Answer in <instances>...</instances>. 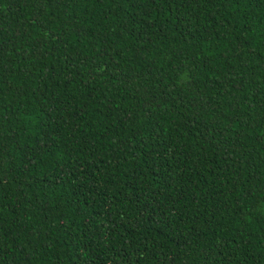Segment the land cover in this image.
Instances as JSON below:
<instances>
[{
	"label": "trees",
	"instance_id": "16d2710c",
	"mask_svg": "<svg viewBox=\"0 0 264 264\" xmlns=\"http://www.w3.org/2000/svg\"><path fill=\"white\" fill-rule=\"evenodd\" d=\"M0 264H264V0H0Z\"/></svg>",
	"mask_w": 264,
	"mask_h": 264
}]
</instances>
